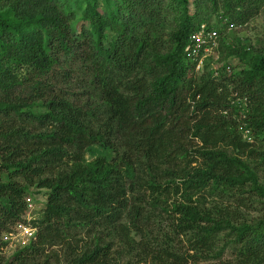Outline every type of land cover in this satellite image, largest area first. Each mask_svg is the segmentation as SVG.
<instances>
[{"label": "trees", "instance_id": "obj_1", "mask_svg": "<svg viewBox=\"0 0 264 264\" xmlns=\"http://www.w3.org/2000/svg\"><path fill=\"white\" fill-rule=\"evenodd\" d=\"M262 5L0 0V254L30 189L46 195L34 236L0 264H264V213L205 207L250 193L264 210V50L222 40ZM203 23L217 71L185 53ZM156 213L168 224L153 247Z\"/></svg>", "mask_w": 264, "mask_h": 264}, {"label": "rangeland", "instance_id": "obj_2", "mask_svg": "<svg viewBox=\"0 0 264 264\" xmlns=\"http://www.w3.org/2000/svg\"><path fill=\"white\" fill-rule=\"evenodd\" d=\"M216 20L217 18L215 16H210V21L212 23H215ZM166 25L168 26L167 29L169 30L170 27L172 26V22H169ZM106 38L107 39L105 43L107 44L108 41L114 39V35L111 34L109 31H107ZM222 40L225 43L227 42L236 43L239 41L241 44H243L244 41L245 42L247 41L251 44L252 48L254 47V49L264 50V0H263L262 8L257 16H255L250 22H248L245 25L242 26L234 25V28L225 29L222 36ZM227 63H229V65L233 67V70L236 72L245 67L244 63L240 62L238 59L233 57H230L227 60ZM213 67H215V65H212V69ZM77 78H79V76ZM256 171H257L256 173H257L258 183L264 187V167L257 166ZM30 191H31V195H29V197L25 199L27 210L25 214L22 216L23 221H26L27 223L26 225H29L28 222L32 220H36V218H38V216L40 215V211L43 209L44 202L46 201V195L44 191H38L34 188H31ZM234 196L219 197L215 195L212 196L205 195V199H206L205 207L209 209L212 205H217V207H222L226 209H231V210L236 209L240 213L239 215L240 219L242 221H246L247 223H254V221L259 219L263 215L264 213L263 206L258 202V198L255 196V194L245 193V195H243L244 200H242L241 203H247V205H250L246 207L242 206L239 200H237V198ZM27 199H30L31 202L27 203ZM28 205H30V208L28 207ZM156 215H157L156 221L158 223V225L156 226H159L160 224L161 225L160 228L158 229L157 227L150 229L151 241H154L153 247H156V245L161 241L163 242L162 235L160 236L158 230L164 229V227H166V225L168 224V221L165 219L163 215H158L157 213ZM158 220L161 223H159ZM16 228H17L16 224L12 225L9 227L10 229L9 232L7 233L5 232L3 234L2 241L6 243V246L2 251V253L0 254V257L7 258L16 249L24 246V244H27L26 243L27 238L24 235L20 234V232L18 233V231H16ZM156 237L159 238V242H157V240L155 239ZM4 238H6V240ZM176 244H177L176 247H178V249L181 252L185 253L187 251V244L185 240H182V238L179 239L178 241L176 240ZM230 258H233V256L231 254V251L227 249L224 253L223 260ZM148 260L146 259V262L145 261L139 262L138 257L135 256L134 254V256L129 259L124 258L123 264H149ZM197 264H205V263L198 262Z\"/></svg>", "mask_w": 264, "mask_h": 264}, {"label": "built area", "instance_id": "obj_3", "mask_svg": "<svg viewBox=\"0 0 264 264\" xmlns=\"http://www.w3.org/2000/svg\"><path fill=\"white\" fill-rule=\"evenodd\" d=\"M218 38L219 36L216 30L209 28L204 23L190 35L188 44L185 47V53L189 59L196 63V71H200L208 59H212V65H215L213 70L217 71L220 66L217 62L219 59L217 51ZM227 70L230 71L229 67H227ZM27 203H30V199H27ZM28 207L30 208V205H28ZM23 224L24 223L21 222L16 223V231L24 235L27 238L26 243H28L30 238L34 236L35 229L30 225L24 224V226ZM4 239L6 240V238Z\"/></svg>", "mask_w": 264, "mask_h": 264}]
</instances>
